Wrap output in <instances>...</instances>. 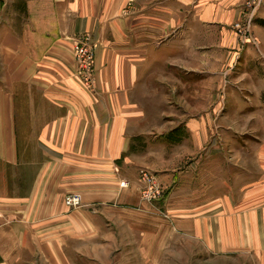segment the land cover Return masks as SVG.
Returning a JSON list of instances; mask_svg holds the SVG:
<instances>
[{"label":"crops","instance_id":"obj_1","mask_svg":"<svg viewBox=\"0 0 264 264\" xmlns=\"http://www.w3.org/2000/svg\"><path fill=\"white\" fill-rule=\"evenodd\" d=\"M242 12L240 0H0V264H76L99 253L113 213L148 222L142 169L164 189L159 225L264 264V73L250 64L253 97L232 88L263 122L257 140L240 141L220 101L232 65H249L229 28ZM83 32L97 42L91 88L72 56ZM72 192L82 206L65 205Z\"/></svg>","mask_w":264,"mask_h":264},{"label":"rangeland","instance_id":"obj_2","mask_svg":"<svg viewBox=\"0 0 264 264\" xmlns=\"http://www.w3.org/2000/svg\"><path fill=\"white\" fill-rule=\"evenodd\" d=\"M240 5L243 7L242 16L240 15L229 24V28L235 30L238 43L244 52L249 45L251 46L249 50L252 51L245 55L250 58L247 67L240 68V64L232 65L234 78L232 82L228 81V78L225 79L223 89H227V96L225 100L223 95L220 101L226 109L225 113H228V116L224 118L225 122L239 131L237 135L241 142H246L257 140L259 136H262V131L257 133L254 129L257 120L259 125L263 122L260 118L251 121L250 116H242L243 114L237 111L241 110L243 102L236 98L232 88L238 85L243 95L253 97L250 76H254L251 75L254 67L250 64L255 63V67H258V69L254 68L255 72L264 73L263 54L253 52L257 48H261L264 52V0H240ZM228 154L231 153L228 152ZM163 197L164 189L160 200L149 204L141 199L139 189V199L146 204L147 209L143 211L146 212L149 221L140 222L133 219L129 225L119 216L123 214L113 213L115 217H110L113 218L109 222L110 226L103 230L99 253L94 252L92 257L86 255L84 259L77 260L76 264H259L258 259L252 254L212 253L206 250L199 240L188 238L182 231L175 232L168 225H159L153 219L157 216L166 217V212L162 210ZM157 209H160L163 215L157 212Z\"/></svg>","mask_w":264,"mask_h":264},{"label":"built area","instance_id":"obj_3","mask_svg":"<svg viewBox=\"0 0 264 264\" xmlns=\"http://www.w3.org/2000/svg\"><path fill=\"white\" fill-rule=\"evenodd\" d=\"M96 47L97 42L89 32H83L74 39L72 56L75 64V73L88 88H91L94 83V56ZM139 181L141 183L140 197L143 201L153 204L160 200L163 189L154 174L146 169H142L139 174ZM127 185V181L120 182L121 187ZM64 203L69 208H76L83 204L82 197L78 193L66 194ZM157 212L162 213L160 209H157Z\"/></svg>","mask_w":264,"mask_h":264},{"label":"trees","instance_id":"obj_4","mask_svg":"<svg viewBox=\"0 0 264 264\" xmlns=\"http://www.w3.org/2000/svg\"><path fill=\"white\" fill-rule=\"evenodd\" d=\"M171 134V131L170 132H168L166 135L168 136V135H170Z\"/></svg>","mask_w":264,"mask_h":264}]
</instances>
